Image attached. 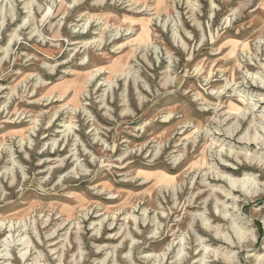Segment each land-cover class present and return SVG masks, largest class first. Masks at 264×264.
Masks as SVG:
<instances>
[{"label":"rangeland","instance_id":"374dc122","mask_svg":"<svg viewBox=\"0 0 264 264\" xmlns=\"http://www.w3.org/2000/svg\"><path fill=\"white\" fill-rule=\"evenodd\" d=\"M262 116L264 0H0V264H264Z\"/></svg>","mask_w":264,"mask_h":264},{"label":"bare ground","instance_id":"6f19581e","mask_svg":"<svg viewBox=\"0 0 264 264\" xmlns=\"http://www.w3.org/2000/svg\"><path fill=\"white\" fill-rule=\"evenodd\" d=\"M255 106V105H254ZM253 106V107H254ZM252 108V107H251ZM253 109V108H252ZM241 114V113H240ZM224 121V120H223ZM262 122L264 123V116H262ZM221 123V122H220ZM261 129H262V135H258V136H256L257 135V131L255 132V134L253 135V137L251 138V140H253V143H255L256 142V144L257 145H259L260 146V148H262V149H264V127H261ZM227 132V131H226ZM227 134H229L230 135V133L229 132H227ZM248 140V139H247ZM248 141H250V140H248ZM251 143V142H250ZM258 157V156H257ZM259 158V157H258ZM257 158V159H258ZM256 159V158H255ZM256 159V160H257ZM259 162H260V160H259ZM223 178V176H221V175H219V179H222ZM225 178V180H227V183H229L230 184V187H231V189H230V191H228V193L227 194H230V192H232L233 191V189L234 188H236V186H237V184L239 183V182H241L243 179H241V178H233V179H230V178H226V176L224 177ZM243 178V177H242ZM244 181V180H243ZM233 196V195H232ZM6 264V263H5Z\"/></svg>","mask_w":264,"mask_h":264}]
</instances>
